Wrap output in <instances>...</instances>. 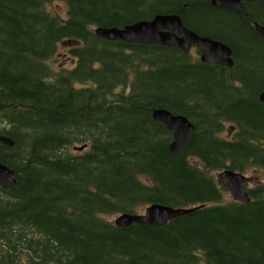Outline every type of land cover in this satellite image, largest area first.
Returning a JSON list of instances; mask_svg holds the SVG:
<instances>
[{
  "label": "trees",
  "instance_id": "obj_1",
  "mask_svg": "<svg viewBox=\"0 0 264 264\" xmlns=\"http://www.w3.org/2000/svg\"><path fill=\"white\" fill-rule=\"evenodd\" d=\"M52 1L0 0V133L14 140L0 161L16 177L0 185V264H264V3L240 16L210 0ZM157 12L230 45L232 65L94 31ZM156 106L194 123L180 149ZM222 168L257 179L248 201L224 198ZM152 202L197 207L163 225L104 217Z\"/></svg>",
  "mask_w": 264,
  "mask_h": 264
},
{
  "label": "water",
  "instance_id": "obj_2",
  "mask_svg": "<svg viewBox=\"0 0 264 264\" xmlns=\"http://www.w3.org/2000/svg\"><path fill=\"white\" fill-rule=\"evenodd\" d=\"M213 2L228 6L240 14L245 13L241 0H213ZM255 28L264 34V25L256 22ZM94 31L104 38H119L128 42H156L176 46L187 51L190 50L192 45H195L200 52V59L203 61L228 66L233 63L230 45L190 29L184 25L180 15L175 12H157L151 18L138 19L122 26L97 25L94 27ZM259 98L264 102V87L259 93ZM152 116L162 121L172 131L171 149H180L193 134L194 123L184 114L173 113L168 108L156 106L152 109ZM0 142L13 145L14 140L10 136L0 133ZM85 146L84 143L74 144L72 147L81 150ZM14 173V168L0 161V185L2 187L9 188L15 183ZM214 174L218 185L226 188L232 198L241 201L250 199L246 183L256 182L253 176L231 168L219 169ZM196 207L195 205L173 206L161 202H152L147 204L140 212H120L116 214L113 222L120 226H126L133 222L163 225L173 217L188 213Z\"/></svg>",
  "mask_w": 264,
  "mask_h": 264
},
{
  "label": "rangeland",
  "instance_id": "obj_3",
  "mask_svg": "<svg viewBox=\"0 0 264 264\" xmlns=\"http://www.w3.org/2000/svg\"><path fill=\"white\" fill-rule=\"evenodd\" d=\"M47 7L50 10H52V11H58L60 13H63L65 11V8H66L65 7V3L63 1H61V0H53L52 2H50V3L47 4ZM259 24H261V23H259ZM60 48H62V47H60ZM63 51H65V50H63ZM57 61H58L57 63H60L59 59ZM73 150H75V149H73ZM260 176L264 180L263 175L261 174ZM224 194H225L224 195V198L225 199L232 198L231 194L228 191H226ZM144 207L145 206H143L142 208H139L138 211L139 212L142 211L144 209ZM114 216H115V214H111V215L108 214L106 216L104 215V217H107V218H110V219H113Z\"/></svg>",
  "mask_w": 264,
  "mask_h": 264
},
{
  "label": "flooded vegetation",
  "instance_id": "obj_4",
  "mask_svg": "<svg viewBox=\"0 0 264 264\" xmlns=\"http://www.w3.org/2000/svg\"><path fill=\"white\" fill-rule=\"evenodd\" d=\"M210 2L212 3V4H214V5H216V6H218V7H220V8H223V9H227V10H230V11H232V12H234V13H236L237 15H240V16H247L248 15V12L246 11V3H248V2H250L251 4H253V3H264V1H255V0H241V3H242V6H243V8H244V11H245V13L244 14H240V13H238L236 10H234V9H232V8H230V7H228V6H224V5H220V4H218V3H214L213 2V0H210ZM153 16V15H152ZM151 16V17H152ZM150 17V18H151ZM257 21L256 20H254L253 22H252V26H253V28L256 30V28H255V23H256ZM258 23H261V22H258ZM261 24H263V23H261ZM257 31V30H256ZM259 32V31H258ZM200 34V33H199ZM262 34V33H261ZM201 35H205V34H201ZM262 35H264V34H262ZM222 41V40H221ZM232 49V48H231ZM231 54H232V52H231Z\"/></svg>",
  "mask_w": 264,
  "mask_h": 264
}]
</instances>
